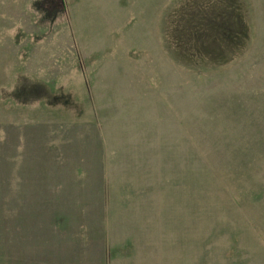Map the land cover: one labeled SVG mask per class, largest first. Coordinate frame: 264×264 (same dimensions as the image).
Segmentation results:
<instances>
[{"label": "rangeland", "instance_id": "obj_1", "mask_svg": "<svg viewBox=\"0 0 264 264\" xmlns=\"http://www.w3.org/2000/svg\"><path fill=\"white\" fill-rule=\"evenodd\" d=\"M0 264H264V0H0Z\"/></svg>", "mask_w": 264, "mask_h": 264}]
</instances>
